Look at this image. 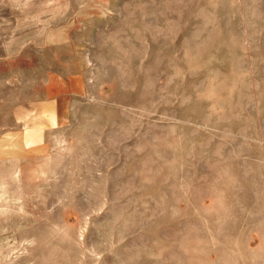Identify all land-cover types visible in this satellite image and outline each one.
<instances>
[{"label":"rangeland","instance_id":"1","mask_svg":"<svg viewBox=\"0 0 264 264\" xmlns=\"http://www.w3.org/2000/svg\"><path fill=\"white\" fill-rule=\"evenodd\" d=\"M0 264H264V0H0Z\"/></svg>","mask_w":264,"mask_h":264},{"label":"bare ground","instance_id":"2","mask_svg":"<svg viewBox=\"0 0 264 264\" xmlns=\"http://www.w3.org/2000/svg\"><path fill=\"white\" fill-rule=\"evenodd\" d=\"M4 151H6V150L4 149L3 152H4ZM6 195H8V194H6Z\"/></svg>","mask_w":264,"mask_h":264}]
</instances>
